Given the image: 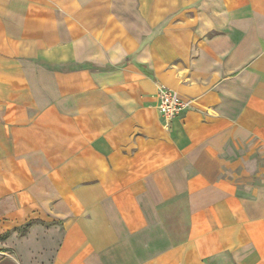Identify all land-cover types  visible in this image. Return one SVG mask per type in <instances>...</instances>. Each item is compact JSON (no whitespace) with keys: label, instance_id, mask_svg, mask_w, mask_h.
<instances>
[{"label":"crops","instance_id":"0c3cea01","mask_svg":"<svg viewBox=\"0 0 264 264\" xmlns=\"http://www.w3.org/2000/svg\"><path fill=\"white\" fill-rule=\"evenodd\" d=\"M0 264H264V0H0Z\"/></svg>","mask_w":264,"mask_h":264},{"label":"built area","instance_id":"2783aa9c","mask_svg":"<svg viewBox=\"0 0 264 264\" xmlns=\"http://www.w3.org/2000/svg\"><path fill=\"white\" fill-rule=\"evenodd\" d=\"M157 98L158 110L165 123L178 116L189 105L177 92L162 85L157 89Z\"/></svg>","mask_w":264,"mask_h":264},{"label":"trees","instance_id":"16d2710c","mask_svg":"<svg viewBox=\"0 0 264 264\" xmlns=\"http://www.w3.org/2000/svg\"><path fill=\"white\" fill-rule=\"evenodd\" d=\"M26 227H27V226H25L23 230H25V229H26Z\"/></svg>","mask_w":264,"mask_h":264}]
</instances>
